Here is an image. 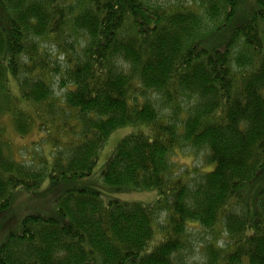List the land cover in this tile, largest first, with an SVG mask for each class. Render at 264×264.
Masks as SVG:
<instances>
[{
    "label": "trees",
    "instance_id": "16d2710c",
    "mask_svg": "<svg viewBox=\"0 0 264 264\" xmlns=\"http://www.w3.org/2000/svg\"><path fill=\"white\" fill-rule=\"evenodd\" d=\"M185 1L0 0V219L18 191L92 177L110 135L139 129L106 192L67 189L24 217L0 264H264V0L243 15L247 0ZM4 120L44 153L19 159ZM184 147L208 169L175 171Z\"/></svg>",
    "mask_w": 264,
    "mask_h": 264
},
{
    "label": "rangeland",
    "instance_id": "374dc122",
    "mask_svg": "<svg viewBox=\"0 0 264 264\" xmlns=\"http://www.w3.org/2000/svg\"><path fill=\"white\" fill-rule=\"evenodd\" d=\"M190 3L191 0H186L185 3ZM248 3L253 4L252 1L247 0L246 4L243 3L240 10V15L245 14L247 11ZM237 22V19L234 23ZM234 24L228 25L224 31H229ZM214 33V31H213ZM216 34V33H215ZM215 34L213 38H215ZM229 33L227 32L225 37H228ZM50 46V45H47ZM61 62L63 60L60 59ZM58 81V79H56ZM55 90L59 92L58 83L54 86ZM11 89L14 94L18 95L19 88L17 84L12 81ZM63 92V91H62ZM60 93V92H59ZM191 104V101L182 104L185 108H187ZM163 114H172L171 109H162ZM8 127V137L11 139L17 147V151H20L16 156L19 159L26 160L27 163H32L34 161V155L38 153H44L45 148H43L42 141L40 138L36 136L20 138L12 128L8 126L7 120L3 121ZM139 129L134 126H127L124 128H120L114 131L110 137L108 138L104 148L100 151L98 162L96 163L94 174L90 178L85 179H71L61 182L59 185H52L50 181L46 180L42 185L41 189L38 192L32 193H22V191H18L20 193L16 194L12 200V206L10 210L7 212L6 216L0 219V246L4 242L7 234L13 230H15L18 225L21 223L22 219L28 215L42 213L45 215H50L56 210L55 202L59 197L67 189H83V188H92L99 189L101 191L106 192L108 189L105 187L103 180L101 178V171L105 168V165L111 158L113 152L118 146L119 142L126 136L137 132ZM19 146V147H18ZM197 150H194L190 147H184L181 149H176L171 153V162L174 166V170L178 173H183L184 171L190 170L193 167L200 168L201 170H207L206 161L204 160L205 153L201 151L200 153ZM207 168V169H206ZM260 186H264V181L260 184ZM111 196L128 202H142V203H152L159 198V195L156 191H144V192H135L130 194H114ZM207 238V236L205 237ZM195 249V258L200 257V249ZM199 260V259H198Z\"/></svg>",
    "mask_w": 264,
    "mask_h": 264
}]
</instances>
